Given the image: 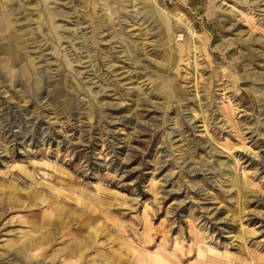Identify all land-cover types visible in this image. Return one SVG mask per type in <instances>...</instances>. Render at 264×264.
<instances>
[{"label":"rangeland","instance_id":"374dc122","mask_svg":"<svg viewBox=\"0 0 264 264\" xmlns=\"http://www.w3.org/2000/svg\"><path fill=\"white\" fill-rule=\"evenodd\" d=\"M0 264H264V0H0Z\"/></svg>","mask_w":264,"mask_h":264}]
</instances>
